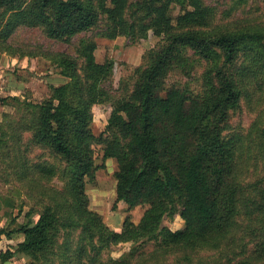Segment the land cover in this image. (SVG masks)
I'll return each instance as SVG.
<instances>
[{
  "label": "trees",
  "instance_id": "trees-1",
  "mask_svg": "<svg viewBox=\"0 0 264 264\" xmlns=\"http://www.w3.org/2000/svg\"><path fill=\"white\" fill-rule=\"evenodd\" d=\"M102 16L104 37L140 39L151 31L161 40L147 50L131 89L112 101L105 131L95 134L93 106L111 99L114 66L111 59L96 60L97 42L81 41L73 56L16 52L6 41L26 25L70 42L97 27ZM211 17L204 0H0L3 49L45 56L68 79L51 85L42 101L23 103L35 113L26 124L30 141L64 163V185L48 192L39 210L27 211L34 220L13 219L15 225L0 227V241L9 240L0 250L1 263L24 254L26 264H142L140 249L149 242L164 251L214 248L238 235L241 251L251 253L240 264L264 262V23L215 28ZM188 51L206 63L196 93L168 82L173 70L186 69ZM10 99L20 103L18 96L0 97L4 104ZM257 99L263 108L248 128L234 129L232 114L243 110L244 102L255 109ZM95 144L101 145L102 160L117 164L113 208L126 204L117 230L90 207L86 192L99 168ZM18 158L19 169H29L25 157ZM35 168L45 177L56 173L45 164ZM139 205L146 208L134 223L131 211ZM166 214L179 215L182 226L162 225ZM73 230H78L74 241ZM14 235L21 236L13 247ZM122 242L132 243L129 251L104 258Z\"/></svg>",
  "mask_w": 264,
  "mask_h": 264
},
{
  "label": "rangeland",
  "instance_id": "rangeland-1",
  "mask_svg": "<svg viewBox=\"0 0 264 264\" xmlns=\"http://www.w3.org/2000/svg\"><path fill=\"white\" fill-rule=\"evenodd\" d=\"M212 8L211 22L215 28H237L249 26L253 23H264V5L261 0H204ZM180 11L178 4L173 7L176 16ZM105 26V17L101 23L72 38L70 42L48 38L39 27L26 25L18 26L6 44H10L16 52H65L77 56V48L81 41L95 40L98 44L95 55L96 60L103 62L106 58L113 60V74L110 78L111 99L93 106L91 128L95 134L105 131L111 104L114 99L124 95L131 89L137 69L146 65L145 55L149 48L156 46L161 38L148 32L146 38L132 39L127 35H119L110 39L101 35ZM0 41V97L18 96L20 103L8 100L10 104L0 101V137L3 132L4 142L0 144V227L13 226V219L18 223H24L28 218L34 220L35 214L29 216L30 208L39 210L42 202L53 193L54 189L62 188L64 179L62 169L64 163L60 162L47 148H41L31 143V130L26 124L35 113L26 107L27 102L38 103L49 96L51 85H56L68 80L60 73V68L45 56L20 55L4 50ZM189 62L184 70H173L169 77V83L187 88L196 93L202 89V72L206 63L200 58H195L191 52H187ZM254 101L255 109L247 107L243 103V110L232 114L230 124L236 130L245 131L257 111L263 108V101ZM22 119V120H21ZM95 162L99 168L96 171L94 182H87L86 192L90 200V207L101 213L104 222L112 229H120L125 217L126 204L122 201L116 204L114 172L117 164L115 159L102 160L101 145L95 144ZM22 154H18L21 153ZM25 157L29 169H19L22 158ZM45 164L54 168L56 173L50 177L38 174L35 166ZM49 192V193H48ZM146 205H139L132 209V221L137 223L142 216ZM162 225L175 230L182 226L179 215H165ZM78 230H73L72 240L78 237ZM21 235L11 238L12 246L20 239ZM249 240L247 237L245 241ZM62 235L58 242H62ZM243 239L239 235L233 242L227 238L218 247H201L193 249H178L164 251L155 248L152 242L145 244L139 261L142 264H240L250 251L244 253ZM9 240L5 237L0 241V250L7 248ZM131 242H122L108 248L103 256L117 258L129 251ZM250 248V247H249ZM188 256V257H186ZM28 257L18 254L7 262L0 264H26ZM253 262L254 258H250ZM256 264H264L258 262Z\"/></svg>",
  "mask_w": 264,
  "mask_h": 264
}]
</instances>
